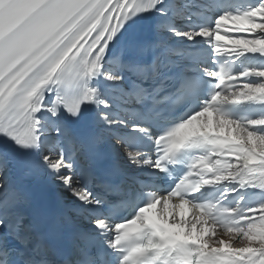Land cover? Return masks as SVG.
<instances>
[{"label":"bare ground","instance_id":"1","mask_svg":"<svg viewBox=\"0 0 264 264\" xmlns=\"http://www.w3.org/2000/svg\"><path fill=\"white\" fill-rule=\"evenodd\" d=\"M138 7L141 19L152 28V43L176 62L185 61L180 51H177L180 47L200 53L198 59L189 63L194 68H202L209 62L210 54H222L238 61L264 59V1L252 13L234 17L214 15L204 0H142ZM210 20H214L213 25L209 24ZM113 39L112 25L88 51H77L75 70L86 79L85 98L94 110L101 142L118 158L119 165L124 166L130 176L146 178L153 166L151 149L126 148L107 132L108 128L122 130L138 126L136 119L125 110L126 106L131 105V97L127 84L121 81L116 69ZM48 94V90L42 86L32 95L28 104L39 141L43 144L41 147L46 148L44 158L55 177L56 188L68 207L74 210L88 206L91 204L90 196L76 178L75 171L56 152L55 144L54 148L46 147L58 136L55 110ZM219 99L223 102L244 100L264 103V67L252 66L224 82ZM204 132L221 133L244 142L264 156V118L241 123L209 109L196 115L183 134L193 136ZM209 171L207 182H220L234 188L244 186L246 166L243 162L220 159L210 166ZM6 178V170H1L0 192L6 184ZM255 211L254 215L245 218L247 223L244 227L229 224L221 226L194 204L162 196L142 218L161 222L179 239L194 241L203 248L252 264H263L264 205ZM249 219H253L252 222ZM74 221L85 230H94L98 223L85 216H75Z\"/></svg>","mask_w":264,"mask_h":264},{"label":"rangeland","instance_id":"2","mask_svg":"<svg viewBox=\"0 0 264 264\" xmlns=\"http://www.w3.org/2000/svg\"><path fill=\"white\" fill-rule=\"evenodd\" d=\"M215 250H218V248H214Z\"/></svg>","mask_w":264,"mask_h":264}]
</instances>
